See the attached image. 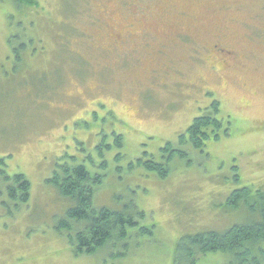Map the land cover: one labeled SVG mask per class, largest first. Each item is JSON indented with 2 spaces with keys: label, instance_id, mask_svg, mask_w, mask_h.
Masks as SVG:
<instances>
[{
  "label": "rangeland",
  "instance_id": "rangeland-1",
  "mask_svg": "<svg viewBox=\"0 0 264 264\" xmlns=\"http://www.w3.org/2000/svg\"><path fill=\"white\" fill-rule=\"evenodd\" d=\"M37 3L0 2V264H174L181 238L251 222L223 209L236 190L264 191V0ZM217 101L221 138L180 146ZM168 143L186 152L168 178L137 166ZM66 163L103 177L95 206L144 212L153 234L77 256L57 230L72 205L47 182ZM19 174L28 204L8 195Z\"/></svg>",
  "mask_w": 264,
  "mask_h": 264
},
{
  "label": "trees",
  "instance_id": "trees-1",
  "mask_svg": "<svg viewBox=\"0 0 264 264\" xmlns=\"http://www.w3.org/2000/svg\"><path fill=\"white\" fill-rule=\"evenodd\" d=\"M5 0H0L3 2ZM24 10L37 6V0H10ZM25 46H21L24 49ZM18 55V60L20 56ZM212 112L195 118L193 125L180 137V146H191L203 151L207 141L217 142L224 123L218 118L220 102H215ZM210 111V109L208 110ZM115 146L123 147L122 135L115 137ZM184 158L186 152L168 143L162 150V162L145 154L137 162V166L145 167L155 172L164 180L169 177L171 164L175 156ZM8 195L14 200L28 204L31 200V183L25 175L19 174L14 178L8 177ZM49 185L54 186L58 194L72 205L66 211L57 230L63 234L68 232L70 243L76 255L95 254L100 249L111 244L122 243L130 239V230L139 228V235L153 234V231L140 226L139 221L145 219V213L130 215L128 211H115L105 207L95 206L96 193L103 185V177L92 175L86 165H58ZM247 210L253 216L251 222L233 224L225 231H202L195 235L181 238L177 244L174 264H198L201 258L212 253H219L232 258L233 264H264V191L243 188L232 192L227 198L223 211L229 214ZM75 232V233H73Z\"/></svg>",
  "mask_w": 264,
  "mask_h": 264
},
{
  "label": "flooded vegetation",
  "instance_id": "flooded-vegetation-1",
  "mask_svg": "<svg viewBox=\"0 0 264 264\" xmlns=\"http://www.w3.org/2000/svg\"><path fill=\"white\" fill-rule=\"evenodd\" d=\"M214 49L221 63L226 65V63H230L236 60L235 55H233V52L222 49L219 44H216L214 46Z\"/></svg>",
  "mask_w": 264,
  "mask_h": 264
}]
</instances>
